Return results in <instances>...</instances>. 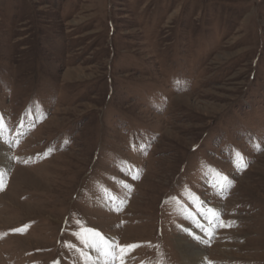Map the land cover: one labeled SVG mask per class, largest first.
Wrapping results in <instances>:
<instances>
[{
	"label": "rangeland",
	"instance_id": "obj_1",
	"mask_svg": "<svg viewBox=\"0 0 264 264\" xmlns=\"http://www.w3.org/2000/svg\"><path fill=\"white\" fill-rule=\"evenodd\" d=\"M0 123V264H264V0H0Z\"/></svg>",
	"mask_w": 264,
	"mask_h": 264
},
{
	"label": "bare ground",
	"instance_id": "obj_2",
	"mask_svg": "<svg viewBox=\"0 0 264 264\" xmlns=\"http://www.w3.org/2000/svg\"><path fill=\"white\" fill-rule=\"evenodd\" d=\"M6 149L7 148L0 143V174L5 171L4 169L6 168V159L8 158ZM211 211L216 213V210L211 209ZM99 237H94L91 235L88 239L87 245L92 244L93 240L99 241ZM102 237L106 243L114 244V242L109 237ZM176 245L179 247V250L183 256V264H203V262H205L204 251L201 248L195 247L182 240H179L178 244ZM123 253L120 252V249H116V259L113 261L111 256L105 257L102 254V251L98 250L95 246H87V250L84 252L83 258L85 264H125L123 260Z\"/></svg>",
	"mask_w": 264,
	"mask_h": 264
},
{
	"label": "snow or ice",
	"instance_id": "obj_3",
	"mask_svg": "<svg viewBox=\"0 0 264 264\" xmlns=\"http://www.w3.org/2000/svg\"><path fill=\"white\" fill-rule=\"evenodd\" d=\"M2 128H3V125H2V123H0V131H2ZM0 139H2V138H0ZM209 170L213 171L212 169H209ZM136 178H137L136 176L132 177V179H136ZM0 182H2V181H0ZM193 202H195V201H193ZM219 226L223 227L225 225L223 224V222H221ZM227 226L230 227L231 224H228ZM93 236L94 237H99V233H93ZM193 239H198V238L194 236ZM85 243H87V241H85ZM88 246H95L98 250L102 251V254L105 257L111 256L113 261L116 259V248H117V245L106 243L104 241L103 237H99V241L93 240L92 244H89ZM125 247H136V246L132 245V246H125ZM124 251H125V248H121L120 249L121 253H123Z\"/></svg>",
	"mask_w": 264,
	"mask_h": 264
}]
</instances>
